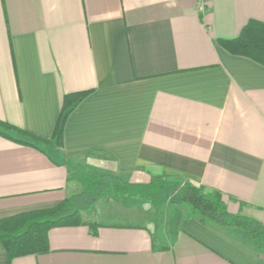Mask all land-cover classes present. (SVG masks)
I'll return each instance as SVG.
<instances>
[{
    "label": "crops",
    "instance_id": "1",
    "mask_svg": "<svg viewBox=\"0 0 264 264\" xmlns=\"http://www.w3.org/2000/svg\"><path fill=\"white\" fill-rule=\"evenodd\" d=\"M199 3L0 0V122L51 141L64 97L93 91L63 147L0 134V221L81 194L82 174L166 181L176 214L105 193L48 253L9 263L0 243V264H264V241L175 204L190 182L264 229V66L219 45L264 24V0Z\"/></svg>",
    "mask_w": 264,
    "mask_h": 264
},
{
    "label": "trees",
    "instance_id": "2",
    "mask_svg": "<svg viewBox=\"0 0 264 264\" xmlns=\"http://www.w3.org/2000/svg\"><path fill=\"white\" fill-rule=\"evenodd\" d=\"M219 45L233 56L244 57L264 66V24L259 21H250L237 38L219 40ZM92 93L93 91H84L64 97L51 141L36 138L3 122H0V134L26 145L34 146L31 142L12 137L10 133L21 135L32 142L63 147L68 118ZM80 180L82 193L66 199L59 206L0 221V243L8 254L9 263L17 257L48 253L49 231L56 227L77 225L80 213L92 208L105 193L111 192L119 199L136 195L142 201L161 204L162 198L171 188V184L166 181H155L147 186H130L110 176L82 174ZM174 191L179 196L175 204L188 207L192 215L199 217L202 223L211 222L221 227L242 229L250 233L257 244L264 241L262 225L244 216H231L220 193H209L202 186L190 182L176 184Z\"/></svg>",
    "mask_w": 264,
    "mask_h": 264
},
{
    "label": "rangeland",
    "instance_id": "3",
    "mask_svg": "<svg viewBox=\"0 0 264 264\" xmlns=\"http://www.w3.org/2000/svg\"><path fill=\"white\" fill-rule=\"evenodd\" d=\"M163 200L160 202H155V203H149L148 206L155 207L156 212L159 213V215H164V216H168V217H174L175 214V210L173 208V205L171 204V202L174 200V196L171 193L165 194L164 198H162ZM149 208V207H148Z\"/></svg>",
    "mask_w": 264,
    "mask_h": 264
},
{
    "label": "built area",
    "instance_id": "4",
    "mask_svg": "<svg viewBox=\"0 0 264 264\" xmlns=\"http://www.w3.org/2000/svg\"><path fill=\"white\" fill-rule=\"evenodd\" d=\"M200 12L205 13L207 0H199Z\"/></svg>",
    "mask_w": 264,
    "mask_h": 264
}]
</instances>
